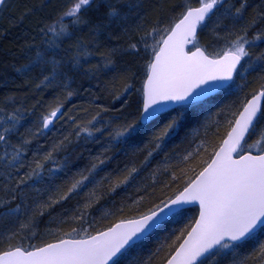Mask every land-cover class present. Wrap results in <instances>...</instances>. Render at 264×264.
<instances>
[{"label":"snow or ice","instance_id":"obj_1","mask_svg":"<svg viewBox=\"0 0 264 264\" xmlns=\"http://www.w3.org/2000/svg\"><path fill=\"white\" fill-rule=\"evenodd\" d=\"M7 19L0 264H264V0H29ZM85 93L80 121L64 107ZM58 120L70 130L45 148ZM147 170L171 173L163 198ZM44 217L51 240L25 244Z\"/></svg>","mask_w":264,"mask_h":264},{"label":"trees","instance_id":"obj_2","mask_svg":"<svg viewBox=\"0 0 264 264\" xmlns=\"http://www.w3.org/2000/svg\"><path fill=\"white\" fill-rule=\"evenodd\" d=\"M10 2L11 7L9 9V11H2L0 10V31L3 30V28L8 27V17L12 16V15H18L19 11L22 10V5L26 2H29V0H6V3ZM35 2H39V0H35ZM64 2V0H52V4L53 5H59L62 4ZM153 2H156V0H153ZM258 2V0H257ZM51 10V9H50ZM16 30H14L15 32ZM205 38L207 39H212L210 36H208L207 33H205ZM8 40H13L14 39V35H9L7 37ZM201 43H204V39H201ZM219 43L222 42H217V44L212 45L209 47V50H213V47L218 46ZM0 46H4V42L0 41ZM10 46V45H8ZM99 60V57H93L91 58L90 62L95 64L97 61ZM87 66V65H86ZM18 83H21L22 81H17ZM85 86L87 87L88 85L85 84ZM75 87V85H74ZM9 91L12 92H16L17 89H15L14 87H12L11 85H9V89H4L3 85H0V108L3 107V96L5 94H7ZM92 91L93 92H98L99 89H97L96 87H92ZM22 99V95L20 97ZM127 98V97H126ZM45 103H47L49 100L52 99V96L50 93H45V96L43 97ZM228 98H222V100L220 101V103H225L227 102ZM89 100H90V96L85 93L82 96H73L72 98H70L69 101H67L65 103V107H64V111H68V109H72V114L76 117H78V119L80 121H86L88 119L91 118L92 115L95 114V109L91 108L89 105ZM34 101L29 100L26 102V106H30ZM93 103H100V104H110L112 103L111 97H108L107 99H102V100H96L93 101ZM120 106V102H116L115 103V107L119 108ZM84 109H88V111H84ZM44 109H41V111H43ZM212 111H215V108L212 109ZM27 115V114H26ZM39 115V112L35 113L34 115H30L28 117V121L25 123V127L28 126L29 123H31V121L33 119L36 118V116ZM114 114L109 112V113H102L101 116L103 118L104 121H107L110 117H112ZM205 116L210 117V113H205ZM2 118H3V112H0V123H2ZM98 127L100 125H97ZM193 126H195V124H193ZM70 130L69 125H67L65 123L64 120H58L56 123L55 128H52L51 130H45L46 131V135L45 136H41L38 140V143L40 145H43L45 148H47L48 146L51 145V143L59 138H61V136L63 134H66L68 131ZM214 130V129H213ZM21 131H24V128H21ZM197 143L199 141H196ZM81 143H83V141H81ZM180 143L179 140L175 141L174 144H178ZM170 145V147L174 146ZM33 147H35V144L33 145ZM86 147L88 148H92V153L91 155H95L97 151H99V145L93 143H90L88 145H86ZM185 146L181 145V149L180 151L183 150ZM194 147V145H193ZM78 152L82 151V149H77ZM3 153V147L0 146V154ZM29 158H31V152H29ZM161 157H157V160H160ZM89 163V153L88 152H83V158L79 159L77 161V165L79 168H84L85 166H87ZM172 163H175V160L172 161ZM153 167H155V164L153 165ZM73 171H75V169H73ZM104 173H101V175H103ZM144 177V182L148 183L149 185H151L150 188V192L149 194L151 196H159L161 198H163L165 195L168 194L169 190L167 188L164 187V184L171 178V173H158L157 176L155 177V181L153 180V177L150 175V170H147L145 173L142 174ZM97 179H99V177H97ZM91 187V185H89V188ZM154 189V191H153ZM129 193L130 194H135V190L134 189H129ZM79 198H74L72 201L64 204L62 207H57L56 208V213H61L63 215H69L71 213V211L76 207L77 205V200ZM101 203L103 204L104 202L101 201ZM64 209H68V212H64ZM105 210H110V205L109 204H104V208L101 209V211H105ZM195 212V209H193L192 212L189 213V215H192ZM100 212H96L95 216L99 217L100 216ZM55 215V213H54ZM111 217H109L110 219ZM48 218L44 217V219L42 220L41 224H40V228L37 230L34 238L31 237L30 235H27L24 239V243L25 244H40L44 241L47 240H51V236L47 235L44 232V229L46 227H52L53 229L56 227V225H46L44 221H46ZM100 226V225H97ZM175 227H179L182 225H173ZM3 229L2 226H0V231ZM64 230L67 231L68 227L67 225L64 226ZM163 233L160 234V236H162ZM159 239V237H154L152 242H149V244H147L144 248V255L146 256L148 254V251L155 247V240ZM7 243L6 240H3L2 238H0V247L4 246Z\"/></svg>","mask_w":264,"mask_h":264},{"label":"rangeland","instance_id":"obj_3","mask_svg":"<svg viewBox=\"0 0 264 264\" xmlns=\"http://www.w3.org/2000/svg\"><path fill=\"white\" fill-rule=\"evenodd\" d=\"M0 233H3V229L0 231ZM27 235H30L31 237H33L31 233H28ZM3 240H5V239H3Z\"/></svg>","mask_w":264,"mask_h":264},{"label":"water","instance_id":"obj_4","mask_svg":"<svg viewBox=\"0 0 264 264\" xmlns=\"http://www.w3.org/2000/svg\"><path fill=\"white\" fill-rule=\"evenodd\" d=\"M198 207V206H197Z\"/></svg>","mask_w":264,"mask_h":264}]
</instances>
